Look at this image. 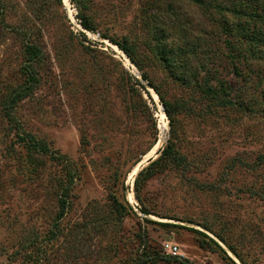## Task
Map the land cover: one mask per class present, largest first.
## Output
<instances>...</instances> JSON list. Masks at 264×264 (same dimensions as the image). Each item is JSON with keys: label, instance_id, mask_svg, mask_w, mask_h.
<instances>
[{"label": "rangeland", "instance_id": "rangeland-1", "mask_svg": "<svg viewBox=\"0 0 264 264\" xmlns=\"http://www.w3.org/2000/svg\"><path fill=\"white\" fill-rule=\"evenodd\" d=\"M251 31L264 40V0H0V264H264V43L253 50ZM148 82L176 112L186 164L158 169L138 200L131 173L173 133Z\"/></svg>", "mask_w": 264, "mask_h": 264}, {"label": "trees", "instance_id": "trees-1", "mask_svg": "<svg viewBox=\"0 0 264 264\" xmlns=\"http://www.w3.org/2000/svg\"><path fill=\"white\" fill-rule=\"evenodd\" d=\"M73 1H77V0H73ZM197 4H201L202 0H191ZM220 7V6H218ZM247 15V14H245ZM252 20L254 21L255 25H258V23H260V21L258 20L259 16L258 13L253 15ZM80 21H81V26L83 27V29H85L86 31H94L92 25L90 24V21L88 20V18L86 19V17L83 15L80 17ZM105 38H108L106 36H104ZM109 39V38H108ZM110 41L117 45L126 55H128L131 60L133 61V57L131 54V50L129 48H127L125 45H122L119 42H116L114 40ZM249 45L251 47H253V50L256 49L257 46L261 45L264 43V40H261V36L256 35L255 31H251L250 32V36L247 38V40ZM27 51H29V56H35L37 52H35V48H33L32 46H29ZM31 52V53H30ZM164 55L162 56L163 59L167 62H170L169 59L166 58L167 53H163ZM166 58V59H165ZM28 73V72H27ZM143 79L148 81V77L143 74ZM30 83L33 84H37V80L34 78H30L29 79ZM148 85L150 88L154 89L155 92L157 93V95L159 96V99L162 101V105L164 106V111L170 121V126H171V130H173V133H171V140L169 142V144L164 147L160 152V156H158L156 159H154L152 161V159H150V163L145 166L142 170H140V172L137 174L136 178H135V193H136V197L138 198V200L140 199V194L142 193L145 183L146 181H148L151 177H153L156 174V171H158V169H160L161 167L165 166V165H175V166H181L182 164L185 165L186 164V159L184 158V156H182L177 150H176V131H175V118L174 116L176 115V112H174L173 107L170 103H168L167 101L164 100L163 95L159 92V90L151 83L148 82ZM33 89L32 85H26L24 86V88L22 90L17 91L16 97L12 98V100L8 103L11 105V110H8L7 115L8 117H11V113L12 110L14 109V107L16 106V104L18 103V101H20V99H23L24 97L29 96V94L31 93ZM203 93H205L208 96H213V97H219L220 96V92L215 89L213 86H206L203 89ZM227 103H229L228 101L226 102V105H228ZM225 106V105H224ZM21 137L25 140H28L30 143L34 142V138L32 137V135L30 134H26L24 136L21 135ZM73 180V178H72ZM65 198H62L61 200V205L63 206V209H67L68 206H70V198L69 195L70 193L68 192V190H65L64 192ZM141 200V199H140ZM113 204L115 207V211L119 214H122V210L125 209L123 207V204H121L116 198H114L113 200ZM142 211L145 215H150L148 212H146L145 210ZM197 231V230H195ZM198 232V231H197ZM203 234L202 232H198ZM212 243H214V245H216L217 247H219L221 249V246L218 244V242H216L215 240H211ZM172 258V257H171ZM177 259V258H174Z\"/></svg>", "mask_w": 264, "mask_h": 264}, {"label": "bare ground", "instance_id": "bare-ground-1", "mask_svg": "<svg viewBox=\"0 0 264 264\" xmlns=\"http://www.w3.org/2000/svg\"><path fill=\"white\" fill-rule=\"evenodd\" d=\"M66 3L69 4V0H66ZM116 47V46H115ZM153 96H154V99H157V95L153 92ZM163 116V115H162ZM165 125L164 127H167L166 126V121L164 122ZM158 149V146L155 148V150H153L150 154L149 157H146L141 163H139V165H137V167H135V169L133 170V172L131 173L130 175V181H129V186L132 188L133 186V183H134V180L137 176V174L139 173V171L141 170L142 166H145L148 164V161L151 159V158H156L157 157V150ZM129 200L130 202H134V197H133V194L132 192L129 193Z\"/></svg>", "mask_w": 264, "mask_h": 264}, {"label": "built area", "instance_id": "built-area-1", "mask_svg": "<svg viewBox=\"0 0 264 264\" xmlns=\"http://www.w3.org/2000/svg\"><path fill=\"white\" fill-rule=\"evenodd\" d=\"M164 250L167 253V255L172 258H178L180 255V248L176 244L166 243L164 245Z\"/></svg>", "mask_w": 264, "mask_h": 264}, {"label": "water", "instance_id": "water-1", "mask_svg": "<svg viewBox=\"0 0 264 264\" xmlns=\"http://www.w3.org/2000/svg\"><path fill=\"white\" fill-rule=\"evenodd\" d=\"M155 159H156V158H155ZM153 160H154V159H153ZM148 162H150V161H148ZM148 164H149V163H148ZM148 164H147V165H148ZM134 183H135V180H134ZM134 183H133V185H134Z\"/></svg>", "mask_w": 264, "mask_h": 264}]
</instances>
